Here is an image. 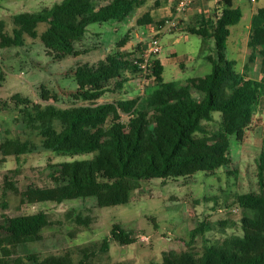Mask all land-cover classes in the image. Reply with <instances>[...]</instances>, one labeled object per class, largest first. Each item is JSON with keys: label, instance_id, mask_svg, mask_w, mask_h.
<instances>
[{"label": "trees", "instance_id": "trees-1", "mask_svg": "<svg viewBox=\"0 0 264 264\" xmlns=\"http://www.w3.org/2000/svg\"><path fill=\"white\" fill-rule=\"evenodd\" d=\"M143 1L59 0L37 12H20L12 18L10 35L0 21V49L23 47L27 36L39 38L44 55L52 61L78 55L82 51L76 50L77 42L90 32L100 35L90 30V25L124 22ZM220 5L219 15L202 18L197 27L187 29L189 34L214 42L215 58H207L211 70L203 76L188 78L182 84L163 81V67L151 56V65L144 74L152 81L148 92L130 99L102 100L123 93L128 81L124 72L140 71L133 61L140 60L146 43L130 48V52L123 50L130 42L131 30H127L104 59L67 69L66 75L75 83L73 88L40 85L37 103L21 93L0 99L3 109L20 111L15 121L21 133L37 139L6 136L0 141L1 163L9 156L17 162L36 151L88 157L64 161L56 169L48 164L52 169L49 185L32 183L21 189L14 179L17 170L6 171L0 208H7L10 197L18 203L16 214L0 217V264H103L110 241L124 245L137 240L121 224H113L109 237L99 241L58 253L18 255L17 247L42 242L43 231L52 225L47 212L25 213L23 207L88 197L94 199L96 208L119 206L129 202L141 181L190 178L196 172L210 176L220 168L228 177L239 172L237 167L234 172L230 169L234 164L229 158V137L244 139L264 95V79L256 81L247 78L246 73H237L235 62L225 58L229 28L240 21L242 14L232 0H220ZM135 23L142 27L154 21L145 13ZM40 24L46 28L39 34ZM247 47L245 69L255 59L258 48L264 52V7L251 18ZM254 177L256 188L236 194L225 206L241 210L239 229L227 232L225 222L215 227L198 221L188 233L190 244L212 230L220 232L222 239L206 245L201 254L188 246L186 250L164 251L160 261L147 264H264V147L255 159ZM66 218L76 225L70 236L90 229L96 222L95 217L74 210L66 212Z\"/></svg>", "mask_w": 264, "mask_h": 264}, {"label": "rangeland", "instance_id": "rangeland-1", "mask_svg": "<svg viewBox=\"0 0 264 264\" xmlns=\"http://www.w3.org/2000/svg\"><path fill=\"white\" fill-rule=\"evenodd\" d=\"M57 1L59 0H0V21L4 24V32L11 34L12 18L15 14L37 12L40 8L50 7ZM232 1L233 6L241 10L242 16L236 25L230 27L231 34L226 54L228 60L236 61L234 70L240 73L246 63L244 56L247 50L246 42L249 39L247 28L256 10L264 7V0ZM174 2L175 0H144L124 22L90 25V30L94 33L100 32V35L87 33L82 41L76 43V50L82 52L66 56L60 61H52L44 55L39 38L25 36V46L0 49V99L5 100L14 93H21L31 102L37 103L39 102L37 88L40 85L44 84L48 88H73L75 83L72 77L66 75L67 69L77 64H92L104 59L115 50L116 42L127 34V30L131 32L130 42L123 48L126 52H130V48L136 47L139 43L148 41L150 36L147 34L136 36L137 30L140 29L135 23L136 19L145 13L152 16L153 26L156 28L162 26L164 29L161 35L158 34L161 50L154 56L163 62V81L182 84L188 78L209 73L211 64L207 58H215L214 42L212 39L204 40L192 34H187V38L184 39L182 32H186L191 26H197L199 19L191 16L190 10L193 6L186 12L175 15ZM216 6L214 3L210 11L213 9L214 12L217 11ZM161 20L164 21L163 24L158 23ZM45 28V24L38 25V33ZM233 36L238 37L235 48L230 44ZM173 52L175 55L171 56ZM261 61L257 53L254 61L247 66L248 74L255 80ZM181 62L183 67L180 66ZM123 77L128 79L123 93L109 95L102 100L130 99L141 96L151 89L152 81L145 79L141 71L128 70L123 73ZM192 93L197 96L196 92ZM257 112H259L257 118L254 117L242 141H237L234 136L229 137V158L234 164L230 169L234 172V167H237L239 170L238 173L234 172L233 176L228 177L224 168H220L217 174L210 176L196 172L190 178L141 181L139 188L131 193L129 202L119 206L96 208L94 199L88 197L60 204L39 203L23 207L22 211L25 213L47 212L52 225L43 231L45 240L21 245L17 247L16 254L58 253L68 247L99 241L109 237L113 224H121L122 228L133 233L137 240L124 245L110 241L103 264H147L151 261H160L164 251L186 250L188 246L195 253L201 254L206 245L210 246L212 245L210 243L222 239L221 233L217 230L208 231L203 236L196 237L194 243L190 244L189 231L198 221L210 222L215 227L218 222H225L227 232L239 229L241 210L236 206L231 209L225 206L233 202L236 194L256 188L255 159L264 147L263 106L258 108ZM19 117L20 111L13 107L3 109L0 102V141L6 136L14 139L21 136L35 140L34 137H26L21 133V126L15 121ZM87 158L55 156L45 151L28 154L17 162L9 156L4 163L0 162V192L4 186L3 176L8 170H17L14 179L21 189L32 183L43 186L50 184L51 167L64 161H80ZM17 203V199L10 197L7 200V208L5 210L0 208V217L16 214ZM73 210L75 213L95 217L96 222L90 229L70 236L68 233L76 225L66 218V212Z\"/></svg>", "mask_w": 264, "mask_h": 264}, {"label": "crops", "instance_id": "crops-1", "mask_svg": "<svg viewBox=\"0 0 264 264\" xmlns=\"http://www.w3.org/2000/svg\"><path fill=\"white\" fill-rule=\"evenodd\" d=\"M214 3L217 4V6H216L217 7V9H216L217 11H215V12L213 11L214 9L212 11H210V7H212ZM220 8H221L220 0H197L195 2V4L193 5V7L191 8L190 13H192L191 16H196V18L199 19V21L197 22V24L199 25L201 23V19L202 18H207L209 15H212V14L219 15ZM197 26H191V27H197ZM154 27L155 26H153L152 23L148 24L147 26H142V27H140L139 30H137L136 36H138V35H142L143 36L144 34H147L148 37L149 36L152 37L154 35L155 28H156V27L155 28ZM163 30L164 29H160L159 30V34L160 35L164 32ZM229 30H230V28H229ZM182 33H184V37L183 38L186 39L187 38V34H189L188 31L182 32ZM247 33H248V36H249L250 26L247 28ZM230 34H231V30H230ZM230 34H229V36L227 38L226 46H225V49H224L225 58L227 60H228V58H227L226 50H227V47H228V41H229V38H230ZM158 37H159V35H158ZM237 38H235V36H233L232 39H230V42H231L230 44H231L232 48H235V44H236V39ZM247 42H246V46H247ZM230 50H231V47H230ZM257 53L259 54V57L261 58L262 61H261V67L259 69V72L257 73L256 81H261L262 79H264V70H263V68H264V52L261 51L260 48H258L257 51H256V53H255V58H256V54ZM174 55H175V53L173 52L171 54V56H174ZM248 55H249V50H248V47H247V50L245 51V56H244V61H246V63L244 64L243 71L240 72V74L246 73L247 78H250L252 80H255V79L252 78V76H250V74H248V72H247L248 70L245 69V65L247 64V61H248ZM158 60L160 61L161 65L163 67L162 60L159 59V58H158ZM231 61H234L236 63V61L233 60V59ZM180 66L183 67V63L182 62L180 63ZM263 100H264V95H262L261 98H260V101H259V105L257 107V110L261 106H263V108H264V103H262ZM258 113L259 112L256 111V113L254 115L255 118H257L256 116H257ZM253 120H254V118H253Z\"/></svg>", "mask_w": 264, "mask_h": 264}, {"label": "built area", "instance_id": "built-area-1", "mask_svg": "<svg viewBox=\"0 0 264 264\" xmlns=\"http://www.w3.org/2000/svg\"><path fill=\"white\" fill-rule=\"evenodd\" d=\"M197 0H175L174 2V14L179 15L181 13L186 12L189 8L193 6V3H195ZM251 2H254L255 0H250ZM163 29L162 26H159L156 28L154 35L146 41V48L141 53L139 59H135L133 63L137 65V67L140 69V71L143 73V75L148 71L151 63H150V57L156 56L160 52L161 48L159 45V30Z\"/></svg>", "mask_w": 264, "mask_h": 264}]
</instances>
